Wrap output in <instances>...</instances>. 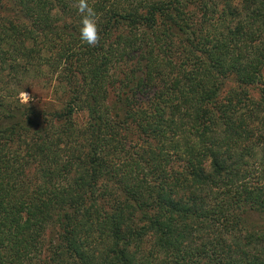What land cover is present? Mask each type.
<instances>
[{"label":"trees","instance_id":"1","mask_svg":"<svg viewBox=\"0 0 264 264\" xmlns=\"http://www.w3.org/2000/svg\"><path fill=\"white\" fill-rule=\"evenodd\" d=\"M88 4L0 0V264H264V0Z\"/></svg>","mask_w":264,"mask_h":264},{"label":"clouds","instance_id":"2","mask_svg":"<svg viewBox=\"0 0 264 264\" xmlns=\"http://www.w3.org/2000/svg\"><path fill=\"white\" fill-rule=\"evenodd\" d=\"M77 12L80 14V25L78 34L80 41L90 48H94L99 43V31L96 13L88 4V0H77ZM20 99L24 103H29L31 96L25 91L20 92Z\"/></svg>","mask_w":264,"mask_h":264},{"label":"rangeland","instance_id":"3","mask_svg":"<svg viewBox=\"0 0 264 264\" xmlns=\"http://www.w3.org/2000/svg\"><path fill=\"white\" fill-rule=\"evenodd\" d=\"M250 91L253 96L258 95L257 87L250 88ZM42 93H45V92L43 91ZM248 216H249L248 220L253 222L255 225H258V226L264 225V214L261 215L258 213H250Z\"/></svg>","mask_w":264,"mask_h":264}]
</instances>
